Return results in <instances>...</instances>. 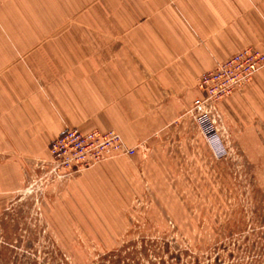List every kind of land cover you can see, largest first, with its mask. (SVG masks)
I'll use <instances>...</instances> for the list:
<instances>
[{"label": "rangeland", "instance_id": "obj_1", "mask_svg": "<svg viewBox=\"0 0 264 264\" xmlns=\"http://www.w3.org/2000/svg\"><path fill=\"white\" fill-rule=\"evenodd\" d=\"M111 2L69 8L44 31L82 33L93 47L97 40L110 49L100 56L109 61L112 45L124 39H112L111 24L91 18L110 15ZM245 86L218 102L215 118L181 101L162 127L151 131L154 124L141 121V135L132 143L122 138L133 155L67 178L40 166L49 150L13 147L0 127V264H264V129L245 127L252 121L243 120V100L225 104ZM159 109L166 105L154 103ZM87 110L126 123L122 105L89 103Z\"/></svg>", "mask_w": 264, "mask_h": 264}, {"label": "crops", "instance_id": "obj_2", "mask_svg": "<svg viewBox=\"0 0 264 264\" xmlns=\"http://www.w3.org/2000/svg\"><path fill=\"white\" fill-rule=\"evenodd\" d=\"M89 1L0 0V56L7 57L0 61V127L11 146L47 151L67 128L110 126L132 143L141 121L160 128L175 117L176 103L203 96L195 83L201 72L242 48H264V0H112L110 15L91 18L111 24L112 39H124L122 47L112 43L113 57L104 62L100 56L110 49H99V41L93 47L82 33L44 31L57 14ZM242 100L243 120L252 121L245 127L264 129V68L225 104ZM89 103L122 105L126 123H114L109 113L104 121L89 116ZM154 103L166 110H153Z\"/></svg>", "mask_w": 264, "mask_h": 264}, {"label": "built area", "instance_id": "obj_3", "mask_svg": "<svg viewBox=\"0 0 264 264\" xmlns=\"http://www.w3.org/2000/svg\"><path fill=\"white\" fill-rule=\"evenodd\" d=\"M262 68L264 50L253 47H245L217 63L200 75L197 87L203 96L193 101L192 111L206 117L211 114L215 118L218 102L244 87ZM208 124L211 126L209 120ZM48 150L50 159L40 166L59 178L135 152L134 146L127 145L114 129L81 132L77 128L65 129L51 141Z\"/></svg>", "mask_w": 264, "mask_h": 264}, {"label": "flooded vegetation", "instance_id": "obj_4", "mask_svg": "<svg viewBox=\"0 0 264 264\" xmlns=\"http://www.w3.org/2000/svg\"><path fill=\"white\" fill-rule=\"evenodd\" d=\"M245 264H251L250 262H248V258H246Z\"/></svg>", "mask_w": 264, "mask_h": 264}]
</instances>
